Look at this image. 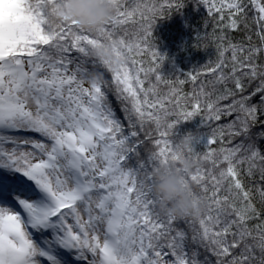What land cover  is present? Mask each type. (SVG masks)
<instances>
[{"label":"snow or ice","instance_id":"obj_1","mask_svg":"<svg viewBox=\"0 0 264 264\" xmlns=\"http://www.w3.org/2000/svg\"><path fill=\"white\" fill-rule=\"evenodd\" d=\"M56 2L0 0V264H264V154L254 139L264 130L253 132L264 124V0H200L219 14L217 60L188 76L195 87L210 75L212 91L201 83L184 94L158 72L164 57L150 43L157 14L182 3L113 0L111 19L88 31L57 20ZM250 13L259 45L247 34L233 42L224 29H250ZM109 41L126 56L115 69L91 55ZM197 115L215 126L194 135L188 158L198 166L183 181L206 207L190 220L161 215L149 170L175 160L174 128ZM146 141L155 151L140 160ZM181 219L190 237L174 226Z\"/></svg>","mask_w":264,"mask_h":264},{"label":"trees","instance_id":"obj_2","mask_svg":"<svg viewBox=\"0 0 264 264\" xmlns=\"http://www.w3.org/2000/svg\"><path fill=\"white\" fill-rule=\"evenodd\" d=\"M151 2V0H149ZM157 7L159 8L163 0H155ZM175 2L182 3V6L177 9L173 6L171 9L164 7L162 12L158 13L153 20L152 36L150 38V43L154 48L164 57L163 61L160 63L158 72L167 80L173 81L171 87H175L184 93L195 92L199 89L201 83L206 84V91H212L210 85H207V81L211 80L210 75H201L199 81L195 84L189 80V73L195 74L196 72H201L203 68L209 65L210 62H215L217 60V44L218 40H215L213 36L220 35V22L219 14L213 12L212 14L208 11V6L200 2V0H175ZM227 13H225V20L223 23H227ZM248 23L250 29H245L243 24H241L239 30L224 29L226 35L232 39L233 42L243 41L245 35H251L253 44L259 45L260 41L255 35L256 26L251 22V13L249 14ZM128 30L133 31V26L128 25ZM123 34V29L120 30ZM227 55H230L227 54ZM138 60L143 61V67L149 68L152 66L151 58L148 54H144L141 57H137ZM259 63H264V55L259 58ZM142 75V74H141ZM106 78L110 79V75L106 74ZM178 80H184L183 85L179 84ZM152 82L155 83V77H152ZM247 83V82H246ZM253 84L251 87H254ZM147 87V84H145ZM159 88L162 92H167L169 86L165 84H160ZM251 90V88H249ZM215 97L213 96V99ZM108 99L114 109V113L117 118L121 120L127 129V121L124 120V114L120 109L119 104L115 100L114 96L109 92ZM190 104L191 101H188ZM235 117H229L222 119L221 124L228 123ZM259 120H264V115L258 117ZM215 126V122L211 124V127ZM152 125H146L145 131L151 129ZM211 127L207 124L201 123L200 116H194L191 120L180 121L174 128V137L171 139L175 140L185 132L191 131L194 134L210 132ZM259 130H264V124H257L253 127V132H258ZM153 138H157V134L153 130ZM141 139H143V134H141ZM203 137L201 136V140ZM243 138H235L232 141V145L238 144ZM254 139L256 141L257 147L260 149L261 153L264 154V137L255 135ZM221 145L216 144L213 147L219 148ZM155 151L151 141H146L144 145L140 148V160H146L149 152ZM203 151V149H201ZM130 166H135L137 163V158L133 157L129 162ZM244 168L247 165L243 166ZM259 173L257 172L256 178L258 179ZM242 179L244 181L245 187H251L253 185V178L248 177L242 173ZM194 190L199 193V189L195 187ZM223 195V193H221ZM255 197V193H254ZM258 200V197H255ZM259 207V204H257ZM159 212L157 207L154 209ZM162 215V214H161ZM189 220L191 218H188ZM251 223H257V221H252ZM175 227L185 230L189 237L192 235L189 224L181 219L175 222ZM195 246H190L191 248ZM201 255L199 259H203L204 252L200 249Z\"/></svg>","mask_w":264,"mask_h":264},{"label":"clouds","instance_id":"obj_3","mask_svg":"<svg viewBox=\"0 0 264 264\" xmlns=\"http://www.w3.org/2000/svg\"><path fill=\"white\" fill-rule=\"evenodd\" d=\"M54 10L57 20L68 18L74 20L79 27L94 31L111 19L115 3L113 0H57ZM113 48L114 42H105L103 46L98 45L92 49L91 55L109 61L115 69L125 61L126 56L117 55ZM115 48L118 50L119 45H115ZM99 79L100 74L93 73L92 80ZM194 135L191 131L180 135L174 142L175 160L156 164L149 170L150 188L156 207L162 215L194 218L206 207L205 201H197L194 186L183 181V177L190 175L198 166L196 160L188 158Z\"/></svg>","mask_w":264,"mask_h":264},{"label":"rangeland","instance_id":"obj_4","mask_svg":"<svg viewBox=\"0 0 264 264\" xmlns=\"http://www.w3.org/2000/svg\"><path fill=\"white\" fill-rule=\"evenodd\" d=\"M85 86H88L87 83L85 84ZM36 138H39V137L37 136ZM14 207L16 206L14 205ZM16 210H20V209L17 207Z\"/></svg>","mask_w":264,"mask_h":264}]
</instances>
